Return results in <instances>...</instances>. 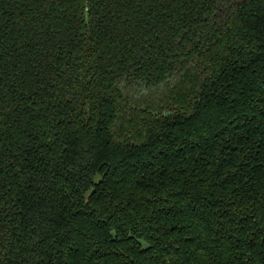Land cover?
<instances>
[{
  "label": "trees",
  "instance_id": "1",
  "mask_svg": "<svg viewBox=\"0 0 264 264\" xmlns=\"http://www.w3.org/2000/svg\"><path fill=\"white\" fill-rule=\"evenodd\" d=\"M0 264H264V0H0Z\"/></svg>",
  "mask_w": 264,
  "mask_h": 264
}]
</instances>
